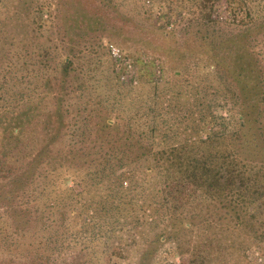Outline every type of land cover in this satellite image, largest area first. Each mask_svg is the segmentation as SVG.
<instances>
[{
    "label": "trees",
    "instance_id": "trees-1",
    "mask_svg": "<svg viewBox=\"0 0 264 264\" xmlns=\"http://www.w3.org/2000/svg\"><path fill=\"white\" fill-rule=\"evenodd\" d=\"M183 1L199 8L198 19L191 22L200 29L203 41L200 52L186 48L173 54L186 58L187 67L188 59L193 58L198 85L191 81L188 88H202L198 114H190L191 123L186 125L184 114L170 110L168 103L162 109L175 122L167 123L163 114L157 125L139 132L155 138L158 146L137 139L123 142L119 149L112 143L105 147L87 139L93 132L87 126L88 118L97 105L103 107L102 100L80 111L78 107L74 116L82 123L75 117L73 129H67V123L55 127L47 121L44 130L49 135L30 147L25 128L28 110L15 112L13 119H2L1 237L9 232L24 236L56 229L78 240L95 232L128 228L135 234L165 222L153 242L163 236L162 241L168 243L166 253L178 256L179 264H240L250 247L259 250L262 259L258 264H264V1L227 0L230 15L225 18L213 17L219 0ZM39 22L45 23L46 18L41 16ZM72 63L70 58L63 60L56 80L59 87H68ZM7 64L12 68L8 74L16 75L13 61ZM151 68L141 67L144 77L137 79L154 92L158 81ZM178 72V76L183 74ZM2 74V83L13 78ZM118 77L110 80V86L116 85L119 94L114 95L115 104L123 99L131 112L125 116L129 123L143 107L135 101L141 88L134 87L132 79L120 83ZM78 90L76 96L89 105L86 87L80 85ZM67 94L53 96L58 105L56 117L61 116V106L72 93ZM86 109L89 114L84 113ZM145 110L150 112L152 107L146 105ZM65 111L70 112L68 105ZM107 124L103 120L97 123L98 134L105 132ZM64 133L66 140L59 138ZM55 140L60 141L56 150ZM96 146L99 149L92 152ZM132 148L136 154L129 159L115 154ZM147 153L151 161L142 162L141 169L138 161ZM138 171L153 177L140 199L134 196L141 187ZM73 206L76 211L69 213ZM62 207L59 220L55 214ZM203 208L208 214L200 221L192 220L197 209ZM147 249L138 264L143 263ZM165 264L175 263L168 260Z\"/></svg>",
    "mask_w": 264,
    "mask_h": 264
},
{
    "label": "rangeland",
    "instance_id": "rangeland-1",
    "mask_svg": "<svg viewBox=\"0 0 264 264\" xmlns=\"http://www.w3.org/2000/svg\"><path fill=\"white\" fill-rule=\"evenodd\" d=\"M247 2L251 4V0ZM212 12L213 17L229 16L227 0L217 1ZM199 14L198 7L183 0H0V121L9 116L13 119L15 112L28 110L25 128L30 147L36 142H44V137L49 135L44 130L47 121L51 120L55 127L67 123V129H73L77 123H82L74 116L77 108L80 111L94 105L95 100H102L103 107L97 105L88 118L87 126L93 132L85 136L87 139H95L94 145L100 143L105 147L112 143L117 149L123 142L135 143L141 139L155 148L158 146L155 138L141 136L139 132L157 125L163 114L167 123L175 122L172 118L169 120L163 107L169 103L170 110H180L186 125L191 123L187 117L199 112L197 102L202 98V88H188L191 81L198 85L197 76L192 72L195 69L193 58L188 59L187 67L186 58L173 54L174 50L182 53L186 48L200 52L203 39L200 29L191 22V19L197 20ZM41 16L46 18L45 23L39 22ZM111 43L125 56L122 61L115 60L110 51ZM68 58L73 61V68L65 89L59 87L56 80L62 73L63 60ZM8 60L13 61L16 75L8 74L12 69ZM141 60L149 63L143 64ZM145 65L152 67L151 75L158 81L154 92L137 79L144 77L140 69ZM180 70L183 74L178 76L176 73ZM3 72L13 78L2 83ZM118 74L127 77H118L120 83H128V79L133 78L134 87L141 88L135 101L143 107L137 118L133 117L129 123L125 116L131 112L123 99L118 100L120 104H115L114 95L119 94L116 85L113 84L115 88L110 86V80L112 83ZM80 85L86 87L85 97H91L89 105L76 96ZM69 92L72 94L61 106V116L56 117L58 105L53 96L68 95ZM67 105L70 112L65 111ZM146 105L152 107L150 112L145 110ZM84 113L89 114V110ZM102 120L108 124L104 127L105 132L98 134L96 125ZM183 127L181 122L180 128ZM59 138L66 140V133ZM54 143L56 150L60 141ZM89 143L92 145V141ZM97 149L99 146L92 148V152ZM134 151L135 148L126 150L125 154L121 150L114 152L129 159L136 154ZM150 161L151 155L147 153L138 165L142 169L145 165L142 162ZM137 174L141 187L135 190L134 196L140 199L148 191L153 177L141 171ZM73 207H69V213L76 211L77 206ZM60 209L64 211L62 207L55 214L59 220ZM207 214L204 208L197 209L191 219L200 221ZM164 224L144 227L135 234H131L133 228L106 234L95 232L78 240L56 229L52 232L39 230L24 236L9 232L6 238L0 236V264H138L146 248L147 255L142 264H165L168 260L179 264L178 256L166 253L168 243L162 241L163 236L161 241L153 242ZM40 238L41 243L37 242ZM247 255L240 264H258L262 259V254L254 247L247 250Z\"/></svg>",
    "mask_w": 264,
    "mask_h": 264
},
{
    "label": "built area",
    "instance_id": "built-area-1",
    "mask_svg": "<svg viewBox=\"0 0 264 264\" xmlns=\"http://www.w3.org/2000/svg\"><path fill=\"white\" fill-rule=\"evenodd\" d=\"M110 51H111L112 55L114 56L115 60L122 61V59L125 58L123 53L120 51L119 47H117L116 45H114L112 43L110 44ZM118 76L120 77V79L127 78V77H125L124 74H120V75L118 74ZM131 79L133 80V82H135V79H133V78H131Z\"/></svg>",
    "mask_w": 264,
    "mask_h": 264
}]
</instances>
